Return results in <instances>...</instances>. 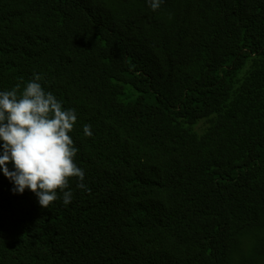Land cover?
I'll list each match as a JSON object with an SVG mask.
<instances>
[{"label":"trees","instance_id":"1","mask_svg":"<svg viewBox=\"0 0 264 264\" xmlns=\"http://www.w3.org/2000/svg\"><path fill=\"white\" fill-rule=\"evenodd\" d=\"M34 74L86 189L0 169V264H264V0H0V91Z\"/></svg>","mask_w":264,"mask_h":264},{"label":"clouds","instance_id":"2","mask_svg":"<svg viewBox=\"0 0 264 264\" xmlns=\"http://www.w3.org/2000/svg\"><path fill=\"white\" fill-rule=\"evenodd\" d=\"M162 3L148 0L153 11ZM41 79L34 74L23 89L17 84L0 91V169L13 183L14 194L29 190L49 209L61 196L65 205L71 202L70 179H77L80 189L86 185L84 170L74 162L79 149L69 135L77 123L75 109H65ZM90 128L84 125L85 136H92Z\"/></svg>","mask_w":264,"mask_h":264}]
</instances>
